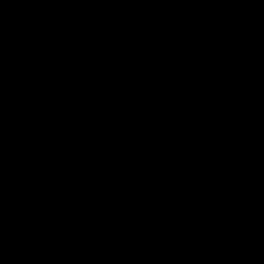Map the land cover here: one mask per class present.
Returning a JSON list of instances; mask_svg holds the SVG:
<instances>
[{"label": "water", "instance_id": "obj_1", "mask_svg": "<svg viewBox=\"0 0 264 264\" xmlns=\"http://www.w3.org/2000/svg\"><path fill=\"white\" fill-rule=\"evenodd\" d=\"M0 264H264V0H0Z\"/></svg>", "mask_w": 264, "mask_h": 264}]
</instances>
